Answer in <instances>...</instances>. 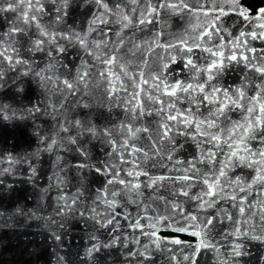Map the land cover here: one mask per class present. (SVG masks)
Masks as SVG:
<instances>
[{"label":"water","instance_id":"obj_1","mask_svg":"<svg viewBox=\"0 0 264 264\" xmlns=\"http://www.w3.org/2000/svg\"><path fill=\"white\" fill-rule=\"evenodd\" d=\"M40 4L39 30L22 20L34 12L27 0H16L14 12H0V52L7 49L0 59V264H264V239H255L264 237V182L253 183L257 169L235 160L224 167L229 148L198 143L202 138L183 125L169 133L171 143L161 140L160 126L166 123L168 109L158 115L161 105L149 99L159 96L166 103L175 101L180 112L190 108L197 120L210 118L215 105L202 104L199 93L181 94L179 100L163 96L151 87L152 77L168 84L202 83L206 74L197 75L186 62L192 59L197 66L208 67L218 50L224 56L243 54L250 61L255 57L254 63L264 64V39L248 35L264 31L258 27L264 20L250 23L240 15L244 11L253 17L257 11L244 0H67V6L64 0H40ZM0 7L7 9L8 0H0ZM151 8L157 11L147 15L149 22L137 24ZM124 15L133 26L122 28L118 21ZM97 17L108 23L93 24ZM213 25L219 31L209 38L205 33ZM14 28L23 29V35L19 31L12 35ZM41 30L56 39L42 36ZM240 33L245 34L243 43L237 40ZM36 40L44 42L42 51L34 47ZM182 42L199 47L188 53ZM209 48L212 53L206 51ZM107 55H115L129 76L142 77L129 79L118 66H111L122 82H117L120 90L114 95V77L100 75L106 66L96 58ZM7 56L26 63H10ZM137 83L143 89L138 98L143 116L132 100ZM212 84L229 94L241 89L245 107L253 96L264 102V79L243 62H225ZM226 115L233 123H242L247 113L237 108L226 110ZM75 121L80 124L74 128ZM217 123L222 129L232 126L224 117ZM122 125L148 131L132 137ZM89 128L93 131H85ZM52 138L57 143L46 150ZM69 138L76 139L83 155ZM125 140L142 153L121 148ZM248 147L255 152L264 145L249 141ZM209 150L215 153L213 162H199ZM189 161L195 163L196 173L184 171ZM220 170L226 176L219 178L218 195L205 197L215 203L201 208L191 197L206 191L201 181L211 182ZM129 171L148 175L129 177ZM183 175L193 180L165 179L155 189L145 187L149 178ZM109 180H131L141 187L132 191ZM186 183L192 186L185 187ZM209 219L212 223L206 224ZM137 222L140 228L133 226ZM237 246L239 256L234 254Z\"/></svg>","mask_w":264,"mask_h":264},{"label":"snow or ice","instance_id":"obj_2","mask_svg":"<svg viewBox=\"0 0 264 264\" xmlns=\"http://www.w3.org/2000/svg\"><path fill=\"white\" fill-rule=\"evenodd\" d=\"M28 7L33 9V15L29 18L27 15L22 17L23 22L26 25L29 24H35L37 29H40V24L37 19V14L41 13L43 11L42 5L40 4V0H27ZM97 2H100V0H97ZM136 0H133V3H135ZM16 3V0H8V8L4 9L0 7V12L2 11H12L14 12L16 9L12 7V4ZM65 6H67V0H64ZM162 6V5H161ZM102 7L105 8L107 11L111 12L112 10L108 8L107 4H102ZM117 8L119 5L116 6ZM171 7H175V5H171ZM184 7H187V5H184ZM135 11V10H133ZM156 8H151V11L148 12L145 10V18L144 19H138L136 21L137 24H144L149 22L147 20V15H150L152 13H156ZM58 14L63 15L62 9H57ZM223 10H221V15H223ZM240 15L244 17L245 19H248L251 23L254 20H264V8H260L257 10V15L253 17H249V15L241 11ZM97 22L105 23L107 24V19H101L100 17H97L96 20H94L92 23L95 24ZM118 23L121 24L122 28H128L130 26H133V22L131 18L127 15H124L121 17V19L118 21ZM212 28V31L205 33L209 38H211V35L213 33L218 34V29L215 28V26H210ZM258 27L261 30H264V23H261L258 25ZM17 31L21 32L23 35V29H16L14 28L12 30V35H14ZM42 36L49 37L50 40L54 41L56 39L55 34L49 33L47 31L40 32ZM244 33H240V36L237 37L238 41H241L243 43V37ZM253 39H264V31H261L259 33L252 32L249 33ZM44 42L42 40H36L34 42V47L37 50L42 51V44ZM80 43L83 45L84 41L80 40ZM184 51L191 53L193 51V48L199 47V45H193L192 47H187L186 42ZM159 46V45H158ZM99 47V45H97ZM139 47V46H137ZM220 48H223L224 45H220ZM13 52H15V49H12ZM58 52H63V48H58ZM209 53H212V49H206ZM251 54L254 52L253 49L248 50ZM7 54V49H5L3 52H0V59H3ZM213 55L216 57V59L212 60L210 62V65L208 67L201 68L197 66L192 59H188L186 62V66L191 68L194 73L197 75L200 72L205 73V78L202 83H196V84H184L181 81H177L173 84L165 83L164 80H162L159 76H153L152 77V85L151 87L154 88L156 91L160 92L161 95L175 98V100L180 99V95L184 93H188L189 96H192L194 93L200 94V102L202 104H209V105H215V110L210 111V118H206L205 120H197L193 114L192 110L190 108H186L184 112H180L176 109V103L175 101H168L167 103L159 98V96L155 97H149V99L153 100L155 103L161 105L160 108L157 109V114L159 115L162 112H165L166 109H168V113L165 116L166 123L162 124L160 126L161 128V134L160 139H168L171 143V137L169 136V133L173 132V129L176 128L177 125H183L185 128H192L195 130V133L197 136H200L202 138L201 141H198V143H207L212 145L213 148H219L221 144L227 146L229 148L228 152V160L224 164V167H229L230 163L235 160L237 164H246L250 168H256L257 169V175L256 178L253 180V183L257 182H264V147L258 148L257 151L253 152L249 147L248 143L249 141H256L258 145H264V102H262V98L260 96H253L251 98H248L249 105L248 107H245L241 104V101L246 99L245 94L241 89L237 88L234 90L233 94H229V91L226 88H220L212 84L213 79L223 72L225 68V62L231 63L233 61L240 63L243 62L245 64V67L251 68L253 71L260 73L261 79H264V64H260L259 66L254 63L255 57H252V61L249 60L248 56H244L241 54L240 56H237L235 54L231 56H224V53L222 51H217L213 53ZM102 64L106 66V71L101 72L100 75L104 76L106 79H111V83L113 84V87L111 89L112 93L115 95L120 89L116 87L117 82H120L122 85V82L120 81V74L113 72L111 70V66L116 65L118 66L122 71L124 70V65L120 64L117 57L115 55H107L106 58L100 59V57H96ZM7 59L10 63H26V61H14L11 56H7ZM173 62L175 61V57L172 58ZM167 65H165V68ZM39 75V74H37ZM123 75L127 76L129 79H140L142 77V73L138 77H131L127 73V71H123ZM0 79H2V73H0ZM81 79H83V74L81 75ZM143 84H148V80H142ZM64 84L67 88L71 89L72 85L69 84L67 81H64ZM2 87V85H0ZM136 89H138L137 92H135L132 96L133 101H137L135 108L139 110V115L143 116L145 115V112L143 110V105L139 102V93L140 91H143L141 88L140 83H137L135 85ZM124 91H127V89H124ZM261 91H264V89H261ZM254 102V103H253ZM131 103V101H130ZM237 108H243V111L247 113L244 117V121L233 123L230 121L226 115V110L231 109H237ZM34 111H39V108H34ZM151 115V113H148ZM220 117H224L225 120L230 123L232 126L230 128H224L222 129L221 126L217 123V120ZM80 124L79 121H75L73 123V127H77ZM121 128H126L128 132H130L132 137H135L137 132L145 131L147 132V129H135L134 131L125 125H122ZM203 129V130H201ZM215 131H212V130ZM63 131L67 132V128H62ZM85 131H93L92 129H85ZM79 131L77 132V135H79ZM110 135V133H108ZM56 140L54 138L51 139V142L48 145V149L50 150L55 144ZM68 143L76 145V150L80 151L81 155L84 154L83 151H81L80 146L76 144L75 138H69ZM113 145H115V142H112ZM121 148H123L125 151H131L132 154L136 153H142V149L136 148L134 145H129L128 141L125 140L121 145ZM153 147L155 148V144H153ZM115 150V148H114ZM155 153L158 155L160 153V150L158 148L155 149ZM145 158H147V153H143ZM215 157V153L213 151H207L204 155L199 157V162L203 163L207 161L208 163H212ZM254 157H258V159H253ZM168 159H172L171 154L168 155ZM133 164H135V161H132ZM176 163H181V161H176ZM79 167H83V165H79ZM34 171V170H33ZM99 171V170H98ZM184 171L187 173L191 171L192 173H196L198 169H196L195 163L189 161V167L184 169ZM129 177H139L141 175L147 176L148 174L146 172H140V171H129L126 173ZM226 173L223 170H220L218 175L210 182L209 179H203L201 183L206 186V191L202 192L200 195H196L191 197L192 199H196L200 201V207L203 208L205 206V203H208L205 200V197H216L218 195V192L216 191L217 187L219 186V178L225 177ZM165 179H174V180H180L184 182H190L193 180V177L190 175H183L179 177H165V176H159L155 179L149 178V183L145 185V187H152L155 189L159 182L165 180ZM125 185V187L129 188L132 191H137L141 187L139 183H132L131 180L127 181V183L124 180H109L108 183H116ZM191 183H186L185 187H191ZM243 191V189H241ZM177 194L188 196L187 191H179ZM113 195H116V193H113ZM234 199V197H233ZM215 203V200L212 201V203H208V206L211 207L212 204ZM174 207H178L175 206ZM240 212H244V208L240 207ZM193 220L196 219V217H192ZM111 223V221H109ZM212 220L209 219L206 221V224H211ZM135 228H140L141 225L137 222L133 225ZM179 231H186V229L181 228ZM196 235H199V233H195ZM255 239H264V237H255ZM173 243L179 244L181 241L174 240ZM107 247V245H105ZM239 246H237L236 249H234V254L239 256L241 255L240 251L238 250Z\"/></svg>","mask_w":264,"mask_h":264},{"label":"trees","instance_id":"obj_3","mask_svg":"<svg viewBox=\"0 0 264 264\" xmlns=\"http://www.w3.org/2000/svg\"><path fill=\"white\" fill-rule=\"evenodd\" d=\"M245 3L253 10V12H256L260 7L264 6V0H244ZM170 235L171 233H165ZM187 239H192L190 237H186Z\"/></svg>","mask_w":264,"mask_h":264}]
</instances>
